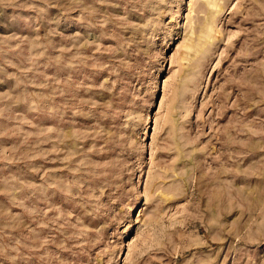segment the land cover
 I'll use <instances>...</instances> for the list:
<instances>
[{
	"label": "rangeland",
	"instance_id": "rangeland-1",
	"mask_svg": "<svg viewBox=\"0 0 264 264\" xmlns=\"http://www.w3.org/2000/svg\"><path fill=\"white\" fill-rule=\"evenodd\" d=\"M0 264H264V0H0Z\"/></svg>",
	"mask_w": 264,
	"mask_h": 264
}]
</instances>
